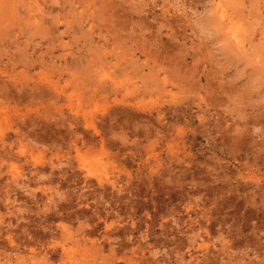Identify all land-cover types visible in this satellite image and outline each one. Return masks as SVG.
Here are the masks:
<instances>
[{
	"label": "rangeland",
	"instance_id": "rangeland-1",
	"mask_svg": "<svg viewBox=\"0 0 264 264\" xmlns=\"http://www.w3.org/2000/svg\"><path fill=\"white\" fill-rule=\"evenodd\" d=\"M0 264H264V0H0Z\"/></svg>",
	"mask_w": 264,
	"mask_h": 264
}]
</instances>
